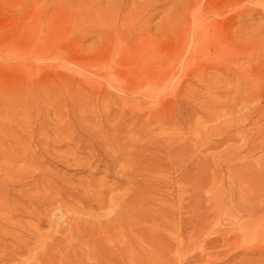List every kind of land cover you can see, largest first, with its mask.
<instances>
[{
  "label": "rangeland",
  "instance_id": "obj_1",
  "mask_svg": "<svg viewBox=\"0 0 264 264\" xmlns=\"http://www.w3.org/2000/svg\"><path fill=\"white\" fill-rule=\"evenodd\" d=\"M236 73L264 92V0H0V264H264Z\"/></svg>",
  "mask_w": 264,
  "mask_h": 264
},
{
  "label": "bare ground",
  "instance_id": "obj_2",
  "mask_svg": "<svg viewBox=\"0 0 264 264\" xmlns=\"http://www.w3.org/2000/svg\"><path fill=\"white\" fill-rule=\"evenodd\" d=\"M235 78L238 80L237 85L234 86V89H232V91H230L231 95H230V99L232 101V103H238L242 101V104H245L247 101L250 102V100H253L256 96H264V92L260 89V87L258 86V84H254L252 86H248V82H246V84H244V81L242 80V76L241 73H236L235 74ZM230 80V79H228ZM239 103V104H240ZM264 105V104H263ZM241 106V105H240ZM232 107V106H231ZM234 107V106H233ZM261 107V106H260ZM247 111V110H246ZM229 112V110H228ZM227 113V112H225ZM242 116H245V118L240 117V119H236L233 120V124L230 125V128L228 127V130L226 131V133H223L224 135L222 136V138L220 140L217 141V145H223L225 142L237 137V136H244V142L242 143V146L240 147L241 150H243V155L240 156L236 153L237 150H239V147H225L224 151H223V163H229L232 162L231 164L228 165V175L229 176H235L238 179L245 177V175L247 173L250 174V162L252 160H250L249 162L245 160V158L248 157H253V155L256 152L259 151H263V145H264V106L261 107V109H258L257 111H253V110H249L248 112H246L245 114H243ZM250 118L253 121H256L257 124L255 123H248L250 124V129L248 130L246 128H248L246 126V128H244V122ZM130 123H133V126L135 125L136 127L139 126V131L143 132V138L142 140L144 141L143 147L145 148V150H147L146 153H148V151H151L152 153L155 151H159L160 147L162 146V138H161V134L162 131L161 129H159L157 131V133L155 135H151L149 132L152 130L153 127H159L161 126V123H163V121L160 119H155L153 118L152 121H150V126L149 128H145V126L143 125V123L141 122V120H139L137 117L136 118H128ZM236 121V122H234ZM135 123V124H134ZM231 123V122H230ZM129 124V123H128ZM229 124V123H228ZM132 125V124H131ZM160 128V127H159ZM226 128V127H225ZM134 129V128H133ZM158 129V128H157ZM254 129V130H252ZM256 129V131H255ZM137 130V131H138ZM155 130V129H154ZM134 131V130H133ZM156 131V130H155ZM249 131V132H248ZM136 132V131H135ZM140 132V133H141ZM134 133V132H133ZM139 133V134H140ZM34 136V135H33ZM140 136V135H139ZM132 139V138H131ZM139 139V138H138ZM187 140V139H186ZM137 141V140H136ZM134 141V142H136ZM141 141V140H139ZM184 141V140H183ZM240 141V140H239ZM133 142V141H132ZM87 143V142H86ZM130 143V142H128ZM141 143V142H139ZM138 143V144H139ZM143 143V142H142ZM164 143V141H163ZM188 143V141H187ZM186 144V142H184V145ZM129 145V144H128ZM127 145V147H128ZM183 145V144H182ZM192 145V144H190ZM136 146V145H135ZM187 146V145H186ZM194 146V143L193 145ZM143 147L141 149H143ZM195 147V146H194ZM140 148V147H139ZM190 148V146L188 147ZM193 148V147H192ZM129 149V147L127 148ZM195 149V148H194ZM130 150V149H129ZM138 150V148H137ZM136 150V151H137ZM140 150V149H139ZM143 150V151H145ZM163 150V149H162ZM240 150V151H241ZM193 151V150H192ZM191 151V152H192ZM127 152V151H126ZM131 151H128V153ZM138 152V151H137ZM145 153V152H144ZM145 153V154H146ZM195 153V151H194ZM192 152V154H194ZM134 154V153H133ZM160 154V153H159ZM191 154V155H192ZM140 155V154H139ZM155 155V153H154ZM158 155V154H157ZM195 155V154H194ZM137 156V155H136ZM135 156V157H136ZM139 158V157H138ZM162 158V157H161ZM192 158V157H191ZM126 160V159H125ZM234 160V162H233ZM244 161L245 166H247L246 171L243 170L241 171V161ZM157 161V160H156ZM160 161V160H159ZM193 161V160H192ZM256 161V160H255ZM136 162V161H135ZM192 164H194V161L192 162ZM99 166V165H98ZM93 172V171H92ZM164 176V175H163ZM251 176L255 177V180H257L258 178L264 177V174L262 173H256V174H251ZM165 184V183H164ZM264 205V204H263ZM261 206V205H260ZM56 207V206H55ZM253 209V208H252ZM258 209V208H257ZM263 209V208H262ZM249 210V209H248ZM256 211V210H255ZM258 211V210H257ZM256 211V212H257ZM246 212V210H245ZM248 213H252V215H254V211L250 210L248 211ZM247 213V214H248ZM249 215V214H248ZM53 216V215H52ZM71 222V221H70ZM66 223V222H65ZM75 225V224H74ZM73 226V225H72ZM76 230V229H75ZM78 239V238H77ZM73 244V243H72ZM125 244V243H124ZM78 245V244H77ZM129 245V244H128ZM71 248V246H70ZM81 248V247H80ZM72 249V248H71ZM77 249V248H76ZM67 255V254H66ZM71 255V254H70ZM76 256V255H75ZM78 256V255H77ZM80 258V257H79ZM70 259V258H68ZM76 259V258H75ZM79 260V259H77ZM71 261V260H69ZM72 262V261H71ZM80 262V261H77ZM74 263V262H73Z\"/></svg>",
  "mask_w": 264,
  "mask_h": 264
}]
</instances>
